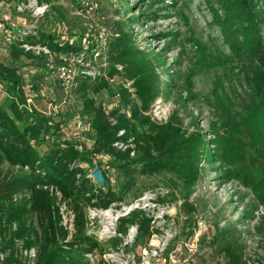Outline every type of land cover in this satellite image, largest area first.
<instances>
[{
  "label": "trees",
  "instance_id": "obj_1",
  "mask_svg": "<svg viewBox=\"0 0 264 264\" xmlns=\"http://www.w3.org/2000/svg\"><path fill=\"white\" fill-rule=\"evenodd\" d=\"M28 1L15 0L14 3ZM121 1L128 11L129 1ZM37 2L52 4L54 0ZM234 2L241 9L239 15L250 25L245 28L249 31L244 37L243 46L247 50L243 55L246 78L252 82L254 91L245 100L244 113L229 112L230 106H236L238 96L231 99V95H226V101L222 99V116L219 124L213 127L215 138L211 140L214 141L212 144L200 128L193 131L186 128L178 110L166 121L153 119L152 104L160 95L170 92L174 78L172 74L167 76L161 54L148 52L136 43L131 25L140 24L141 17L151 18L150 13L115 21L114 33L106 44V68L93 75L84 74L81 78L83 109L94 131L91 147L82 144L81 149V144L75 141H57L61 136L62 121H56L35 108H27L23 75L17 67L5 64L0 58V81L6 82L13 98L9 106L0 103V264H28L20 255L21 249L36 250L35 264H90L84 258L86 254L104 253L95 237L87 233L88 209L108 208L114 202L122 201L123 196L111 187L108 170L103 168L106 184L101 187L88 176L79 161L95 167L96 158L109 157L110 167L129 176L124 184L127 188L133 184L134 175L171 173L191 189L201 179L202 162L209 163L215 154L230 157V165L238 161L246 163L249 159L251 166L259 169L261 179L256 180L250 172L246 178L251 177L257 182L255 188L261 201L264 195V59L257 62L259 41L251 40L249 35L260 40L254 15L255 11L264 12V0ZM256 5L257 8H253ZM86 34L87 31L72 34L75 39L68 41L63 35L30 33L13 42L11 55L14 59L24 56L42 68L48 66L49 57L62 61V54L80 53L86 45L92 58L96 54L102 57V51L98 52L100 41ZM24 44L48 47L51 55L26 50L22 47ZM158 68L166 71L167 79L163 82ZM118 77L123 82L115 95L120 94L121 106L107 112L102 105L96 104L89 91L99 94L109 89L112 80ZM121 130H125L123 135L119 134ZM43 141L47 147L40 152L35 144ZM117 142L129 146L123 149L116 145ZM5 164L23 174H6ZM172 184L177 186L176 181ZM174 189L170 188L169 194L160 196L157 201L161 204L177 202ZM56 191L61 194L59 204ZM63 203L75 214L72 234L62 223L60 204ZM180 209L193 213L196 208L184 200ZM243 217L252 222L264 251V211L253 218L245 212ZM133 224L139 226L137 241L144 236L150 237L154 231L152 218L145 211L136 210L122 218L120 232L126 233ZM222 253L228 264H249L244 259L240 238L229 240ZM258 264H264V261Z\"/></svg>",
  "mask_w": 264,
  "mask_h": 264
},
{
  "label": "rangeland",
  "instance_id": "obj_2",
  "mask_svg": "<svg viewBox=\"0 0 264 264\" xmlns=\"http://www.w3.org/2000/svg\"><path fill=\"white\" fill-rule=\"evenodd\" d=\"M128 1L127 11L121 0H54L48 4L45 13L36 15L30 11L17 13L14 10L15 0H0V16L4 11H11L18 24L16 34L23 30L33 34L42 32L63 35L64 40L70 41L75 39L72 34L87 31V36L100 41L98 52L102 51V57L96 54L92 58L86 45L81 52H84L88 65H74L71 73L64 74L62 68L68 62L54 61L49 57L48 66L42 68L24 56L14 59L11 55L14 41L0 37V58L5 64L17 67L24 77L27 108H35L56 121H62L61 136L57 137V141H75L81 144V149L82 144L91 147L94 131L83 109L81 78L87 72L98 73L106 68V44L114 33L115 21L150 13L151 18L141 17L140 24L131 25L136 43L148 52L161 54L169 74L167 76L172 74L174 78L170 92L160 95L152 104L153 119L166 121L178 110L185 127L190 131L200 128L209 138V144H212L214 141L211 140L215 138L213 127L219 124L222 116V99L226 101V95H231V99L238 96L236 106H230L229 112L244 113L245 100L254 91L252 82L246 78L248 74L243 55L244 50H247L243 46L244 37L249 31L245 28H250V25L239 15L238 10L241 9L233 4L234 0ZM253 8L256 9L257 5ZM262 15L264 12L255 11L260 40L253 39V34L249 35L251 40L259 41L257 62L264 59ZM158 71L163 82L167 79L166 71L162 68H158ZM122 82V78L118 77L111 82L109 89L96 95L89 91L90 96L95 98L97 105L112 112L121 106L115 93ZM10 94L6 82L0 81V103L9 106L13 100ZM35 146L40 152L47 147L45 141ZM110 160L104 156L96 158L95 167L90 163L78 162L85 167L88 176L96 167L108 170L111 187L123 196L122 201L114 202L100 212L95 224L88 226L87 233L95 237L105 254L123 249L124 240L118 236V229L121 219L131 214V211L125 212L128 207L141 198L150 197L160 187L169 190L175 187L178 201L170 202L165 209L167 218L156 221L152 228H158L162 234L170 232L171 236L165 235L169 238H166L167 261L155 259L151 261L153 264H183L185 259L192 260L193 264H228L222 248L229 240L236 238H240L244 259L249 264L264 261V251L252 222L243 217L245 212L253 218L264 211V195L260 201L255 188L257 182L251 177L246 178L250 172L256 180L261 179L259 169L251 166L249 159L246 163L238 161L230 165V157L215 154L209 163L202 162L201 179L191 189L171 173L159 176L134 175L131 187H124L129 176L110 167ZM99 162L102 165H98ZM4 172L12 176L23 174L9 164L4 165ZM173 181L177 182V186L172 184ZM184 200L195 205L193 213L180 209ZM148 201L146 199L142 203ZM101 226L109 228V234L102 238L99 236ZM151 237L144 236L140 241L133 239L126 247L125 252L133 256L134 263H140L146 255L150 257V250L154 246ZM34 254L35 249L29 252L20 250L22 259L28 264H35ZM84 258L94 264L101 263L102 256L98 260L88 255Z\"/></svg>",
  "mask_w": 264,
  "mask_h": 264
},
{
  "label": "built area",
  "instance_id": "obj_3",
  "mask_svg": "<svg viewBox=\"0 0 264 264\" xmlns=\"http://www.w3.org/2000/svg\"><path fill=\"white\" fill-rule=\"evenodd\" d=\"M49 8L48 4H38L37 0H29L28 2H16L15 6H14V10L17 13H23L25 11H30L35 13L36 15H40L45 13V11ZM16 27H18V24L16 22V19L14 18V15L11 13V11H4L2 12L1 16H0V37H5L8 39H11L12 41H18L20 38L22 39L23 36H26L30 33H32L31 31H19L18 34L15 33V29ZM22 47L26 48V50H30V49H34L37 50L38 52L43 51L44 53L51 55V51L48 47H34V46H30L28 44H24L22 45ZM62 60L68 62L65 63L62 68L63 73H71L72 72V68L74 65L77 66H84V65H88L86 62V56L84 54V52H80V53H76V52H70V53H65L62 54L61 56ZM87 75H93L94 72H87ZM114 81V80H112ZM116 97L119 99L120 98V94H116ZM125 133V130H121L120 131V135H123ZM117 146L122 147L123 149H126L129 144H124L123 142H117L116 143ZM135 152H132V155H134ZM107 157V156H104ZM91 178H93L91 175L89 176ZM95 181V180H94ZM170 190L160 187L157 192H154L150 197H144L141 198L139 201H137V203H135L134 205H136L135 207H133L134 205H131L130 207H128L127 211H125L126 213H129L131 211L134 212L136 210H142L145 211L151 218H152V228L155 227L154 224L155 222H160V221H164V219H166V214H165V209L166 207H169L170 203H165V204H161L157 201V199L161 196H166L167 194H169ZM56 195L58 196V204L60 203V192L56 191L55 192ZM147 199L148 202L146 203H142V201ZM142 203V204H141ZM61 205V214H62V223L63 225L71 232V234L75 231L74 230V218H75V214L73 212V210L69 209L67 207V205L65 203L60 204ZM149 207V208H147ZM105 209L107 208H97V207H90L88 209V213H87V219H88V226L90 225H94L95 224V219L96 217H98L99 213L102 211H105ZM151 210L150 212H147L146 210ZM156 210L158 212H156ZM124 213V214H126ZM121 217V216H120ZM166 217V218H165ZM118 220V218L116 219V221ZM112 225V224H110ZM138 229L139 226L137 224H133L130 225L128 228V231L126 233L120 232V230L118 229V236L121 237V240H124V245L123 249L119 248L117 251H111L108 254L102 253L99 254L97 251H95L94 253H89L86 254L91 258H97L99 256H102L101 258V263L104 264H136L134 263L133 260V256L129 253L125 252L126 247L130 244V242L133 239L137 238L138 235ZM100 234L99 236H106L109 234V228L108 226H101V228H99ZM165 235L167 236H171L170 232L167 233H160L158 228H156V230L153 231L152 233V241H153V248L150 250V257L149 256H145L143 258V260L138 263V264H153L154 262H151L152 260L158 259L161 260L163 262L167 261V253L166 252V238ZM167 240H169V238H167ZM133 242V241H132ZM34 250V249H32ZM31 250V251H32ZM25 252H29V251H25ZM35 253V252H34ZM36 255V254H34ZM172 260V257H171ZM90 263H92L90 261ZM100 262L98 263H94V264H101ZM183 264H193L192 260L189 259H185L183 261Z\"/></svg>",
  "mask_w": 264,
  "mask_h": 264
},
{
  "label": "water",
  "instance_id": "obj_4",
  "mask_svg": "<svg viewBox=\"0 0 264 264\" xmlns=\"http://www.w3.org/2000/svg\"><path fill=\"white\" fill-rule=\"evenodd\" d=\"M91 176L95 180L96 183L99 184V186L104 187L106 184V178L103 172V169L101 167H96L92 173Z\"/></svg>",
  "mask_w": 264,
  "mask_h": 264
}]
</instances>
